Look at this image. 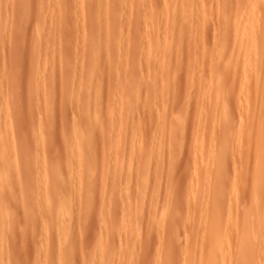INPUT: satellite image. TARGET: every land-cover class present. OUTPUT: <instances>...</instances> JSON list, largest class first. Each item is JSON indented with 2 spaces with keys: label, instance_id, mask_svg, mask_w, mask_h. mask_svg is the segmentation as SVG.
<instances>
[{
  "label": "rangeland",
  "instance_id": "obj_1",
  "mask_svg": "<svg viewBox=\"0 0 264 264\" xmlns=\"http://www.w3.org/2000/svg\"><path fill=\"white\" fill-rule=\"evenodd\" d=\"M263 131L264 0H0V264L235 261Z\"/></svg>",
  "mask_w": 264,
  "mask_h": 264
},
{
  "label": "bare ground",
  "instance_id": "obj_2",
  "mask_svg": "<svg viewBox=\"0 0 264 264\" xmlns=\"http://www.w3.org/2000/svg\"><path fill=\"white\" fill-rule=\"evenodd\" d=\"M18 1V0H17ZM35 2V1H34ZM255 3V2H254ZM62 4V3H61ZM256 4V3H255ZM26 10V9H25ZM254 10V9H253ZM257 10V9H256ZM255 10V11H256ZM27 11V10H26ZM252 11V10H251ZM28 13H29V11H28ZM58 13V12H57ZM242 13V12H241ZM25 14V13H24ZM242 15V14H241ZM18 16H19V14H18ZM22 16V15H21ZM256 16V15H255ZM261 17V16H260ZM258 18H259V16H258ZM17 19H19V18H17ZM32 19V18H31ZM248 19V18H247ZM254 19V18H253ZM35 20V19H34ZM257 20V19H256ZM258 21V20H257ZM30 22H31V20H30ZM33 22V21H32ZM55 22V21H54ZM184 22V21H183ZM233 22V21H232ZM236 22V21H235ZM243 22V21H242ZM252 22H253V20H252ZM24 23V22H23ZM31 24V23H30ZM231 24V23H230ZM257 24V23H256ZM254 25L255 27L257 26V25ZM245 25V24H244ZM243 25V26H244ZM239 26V25H238ZM20 27V26H19ZM255 27H253V28H255ZM70 28V27H69ZM182 28V27H181ZM227 28V27H226ZM238 28V27H237ZM244 29V28H243ZM71 30V29H70ZM185 30V29H184ZM245 30H247V29H245ZM258 30V29H257ZM243 31V30H242ZM254 31V30H253ZM24 32V31H23ZM246 32V31H245ZM58 33V32H57ZM243 33V32H242ZM249 33H251V32H249ZM253 34H254V32H252ZM257 33V32H256ZM233 34V33H232ZM244 34V33H243ZM259 34V33H258ZM257 34V35H258ZM246 36V35H245ZM249 37H251V36H253L254 37V39H255V35H248ZM254 39H253V41H254ZM250 40H252V37H251V39ZM246 41H247V39H246ZM37 42V41H36ZM32 43V42H31ZM35 43V42H34ZM62 43V42H61ZM240 44H241V42H240ZM249 44V43H248ZM239 48H240V46H239ZM247 48H248V46H247ZM35 50V49H34ZM39 50V49H38ZM37 50V51H38ZM36 51V52H37ZM240 51V50H239ZM254 51V50H253ZM34 55V54H33ZM239 55V54H238ZM262 56V55H261ZM246 57V56H245ZM253 57V56H252ZM251 58V57H250ZM249 58V59H250ZM61 59V58H60ZM245 59V58H244ZM244 59H243V62H244ZM254 59V58H253ZM252 59V60H253ZM250 61V60H249ZM240 62V61H239ZM254 63V62H253ZM259 63V62H258ZM247 64H248V62H247ZM61 65V64H60ZM250 65H251V63H250ZM254 66V65H253ZM257 66V65H256ZM250 69V68H249ZM253 70V72H254V68L252 69ZM251 70V71H252ZM247 72V71H246ZM231 73V72H230ZM250 73V72H249ZM228 74V73H227ZM247 74H248V72H247ZM246 74V75H247ZM251 74V73H250ZM230 75V74H229ZM249 75V74H248ZM254 75V74H253ZM256 75V74H255ZM254 75V76H255ZM33 76V75H32ZM238 76V75H237ZM250 77V76H249ZM234 78V77H233ZM237 79V78H236ZM246 79V78H245ZM232 80V79H231ZM254 80V79H253ZM224 81V80H223ZM233 81V80H232ZM224 83V82H223ZM236 83V82H235ZM222 84V83H221ZM257 84V83H256ZM260 84V83H259ZM47 85V84H46ZM52 85V84H51ZM236 85V84H235ZM254 85V84H253ZM50 86V85H49ZM60 86V85H59ZM233 86V85H232ZM156 89V88H155ZM241 89V88H240ZM256 89H258V87L256 88ZM17 91V90H16ZM220 91V90H219ZM242 91V90H241ZM59 92V91H58ZM222 92V91H221ZM256 92V91H255ZM84 93V92H83ZM219 94V93H218ZM221 94V93H220ZM72 95V94H71ZM222 95V94H221ZM262 95V94H261ZM50 96H51V94H50ZM49 96V97H50ZM259 96V95H258ZM219 97V96H218ZM238 97V96H237ZM256 97V96H255ZM80 98V97H79ZM85 98V97H84ZM221 98V97H220ZM50 99V98H49ZM223 99V98H222ZM235 99V98H234ZM8 100V99H7ZM82 100V99H81ZM80 100V101H81ZM219 100V99H218ZM221 101V100H220ZM250 101V100H249ZM155 102V101H154ZM84 103V102H83ZM228 104H229V102H228ZM245 104V103H244ZM258 104V103H257ZM47 105V104H46ZM50 105V104H49ZM228 107V106H227ZM227 107L225 106L224 107V109H227ZM224 112L226 111V110H223ZM228 112V111H227ZM158 113V112H157ZM251 113V112H250ZM215 114V113H214ZM216 118V117H215ZM129 122V121H128ZM204 122V121H203ZM59 125V124H58ZM214 125H216V123L214 124ZM229 125V124H228ZM112 126V125H111ZM129 126V125H128ZM199 127V126H198ZM205 127V126H204ZM251 127V126H250ZM124 128V127H123ZM127 128V127H126ZM213 128H211V130H212ZM213 131V130H212ZM124 132V131H123ZM214 132V131H213ZM257 132V131H256ZM264 132V131H263ZM263 132H261V135H260V139H259V141H257L255 144V173L253 172V179H254V182H252V185H251V189H252V191H253V194H251V196H253L254 198H252V200H253V204H252V209H250L251 211L250 212H248V210H247V212L245 213L244 212V217L242 216H238V219L239 218H242L243 219V224L241 225L243 228H242V230H241V228H240V225H239V228H240V233L239 234H242V236H239L238 237V234H237V236H235V237H237L236 239H237V241H236V246L235 247H237L236 249L234 248V251L235 252H233V254L234 253H237V256L238 257H240V254H242L241 256H244V258L243 257H240L241 259H246V261H243L244 263L243 264H247V263H249V256L250 255H254L255 254V252H258V251H261V250H263V248L261 249V247L259 248V247H257V245H256V243H255V240H254V243H253V237H255V236H257V235H255V233L257 234V233H259V230H262V229H258V231H256L257 230V228L260 226V224L261 223H263L264 222V208H262L263 206L261 205V208H260V204H263L264 205V199H263V201L260 199V195H263L264 196V193L263 194H260L263 190H264V186H263V180L261 179V177L263 176V178H264V172H263V169H262V171L261 172H263L262 173V175H261V177H260V166H263L264 167V133ZM3 133H6V132H3ZM2 133V134H3ZM129 135V134H128ZM251 136V135H250ZM259 136V135H258ZM1 137V136H0ZM1 139V138H0ZM84 140V139H83ZM252 141V140H251ZM249 144H250V142H249ZM202 147V146H201ZM3 148H5L6 150H7V147H3ZM213 148V147H212ZM216 148V147H215ZM224 148V147H223ZM198 149V148H197ZM217 149V148H216ZM2 150V149H1ZM211 150V149H210ZM215 150V149H214ZM4 151V150H3ZM7 151H9V150H7ZM6 151V152H7ZM210 152V151H209ZM224 153V152H223ZM4 154H5V152H4ZM6 154H8V152L6 153ZM226 154V153H225ZM2 156V155H1ZM8 157V156H7ZM3 158V157H2ZM219 158H220V156L219 157H217V160H215V161H217V162H214V164L215 165H213V166H215V169L218 167V169L220 170L221 169V160L220 161H218L219 160ZM221 159V158H220ZM241 159V158H240ZM249 159V158H248ZM200 161V160H199ZM242 161H243V159H242ZM244 161H245V159H244ZM201 162H202V160H201ZM213 162V161H212ZM249 162V161H248ZM252 162V161H251ZM209 164H210V162H209ZM216 164H217V166H216ZM245 164V163H244ZM197 165V164H196ZM201 165V164H200ZM206 165V164H205ZM211 165V164H210ZM249 166V165H248ZM196 167H198V165L196 166ZM202 167V166H201ZM200 167V168H201ZM225 167V166H224ZM199 168V167H198ZM217 169V170H218ZM200 170V169H199ZM212 170H213V168H212ZM218 170V171H219ZM225 170V169H224ZM224 170H222V171H224ZM198 171V170H197ZM209 172H210V170H208ZM217 171V173L219 174L220 172H218ZM250 171V170H249ZM200 172H202V171H200ZM129 173V172H128ZM203 173V172H202ZM216 173V172H215ZM216 173V176H215V179H213L214 181H216V180H218V182L216 181V183H214L213 182V184L215 185V184H219L220 182H219V179H221V178H219L218 179V177H217V174ZM224 173H225V171H224ZM224 173L222 174V172H221V174L222 175H224ZM227 174V173H226ZM225 174V175H226ZM243 174V173H242ZM244 175H246V174H244ZM252 175V174H251ZM192 176H193V174H192ZM217 177V178H216ZM222 177H224V176H222ZM245 177V176H244ZM247 177V176H246ZM225 178V177H224ZM224 178H222V179H224ZM208 180V179H207ZM250 180V179H249ZM220 181H222V180H220ZM223 181H225V179L223 180ZM222 181V182H223ZM252 181V180H251ZM206 182H209V181H206ZM221 182V183H222ZM250 182V181H249ZM263 182V183H262ZM225 183V182H224ZM254 183V184H253ZM212 185V184H211ZM210 185V186H211ZM116 186V185H115ZM225 186V185H224ZM223 186V187H224ZM248 186V185H247ZM252 186H254V188L252 187ZM203 187V186H202ZM236 187V186H235ZM261 187L263 188V190L261 189ZM218 188V187H217ZM216 188V189H217ZM128 189V188H127ZM219 190H217V192L218 193H215L213 196H211V197H213V198H211V202H212V200H213V205H215L217 202H218V199L220 198L217 194H220V193H222L221 191H220V187L218 188ZM222 189V188H221ZM200 190H201V187H200ZM261 190V191H260ZM114 191V190H113ZM251 191V192H252ZM264 192V191H263ZM202 193V192H201ZM200 195V194H199ZM14 196V195H13ZM198 196V195H197ZM116 197V196H115ZM209 197V196H208ZM247 197V196H246ZM250 197V196H249ZM205 198V197H204ZM235 198V197H234ZM262 198H264V197H262ZM128 199V198H127ZM207 199V198H206ZM206 199H205V201H206ZM130 200V199H129ZM208 200H209V198H208ZM250 200V199H249ZM260 200V201H259ZM263 202V203H260V202ZM235 203V202H234ZM200 205V204H199ZM210 205V204H209ZM217 205V204H216ZM235 205V204H234ZM3 206V205H2ZM128 206H130V205H128ZM222 206V205H221ZM232 206V205H231ZM4 207V206H3ZM2 207V210L3 209H5V207L3 208ZM152 207V206H151ZM131 208V207H130ZM213 208V207H212ZM203 209H205V208H203ZM1 210V211H2ZM213 210V209H212ZM0 211V212H1ZM5 210H3V212H2V214H3V216H5L4 215V213L5 212H8V210L7 211H5ZM204 211V210H203ZM209 211V210H208ZM240 211V210H239ZM242 211H244V210H242ZM213 212V211H212ZM215 212H217V210L215 211ZM229 212V211H228ZM206 213V212H205ZM224 213V212H223ZM1 214V213H0ZM210 214V213H209ZM218 214V213H217ZM203 215V214H202ZM214 215V213L212 214V216ZM229 216H230V214H228ZM233 215V214H232ZM253 215V216H252ZM223 216V215H222ZM229 216H227V218L226 219H228V217ZM206 217V216H205ZM5 218V217H4ZM129 218V217H128ZM197 218V217H196ZM203 218V217H202ZM208 218V217H207ZM225 218H224V220H225ZM235 218H237V216H235ZM158 219V218H157ZM204 219V218H203ZM209 219H211L210 220V222H209V225H208V228H207V226L205 227V228H207V230H208V233H209V235L208 236H210V240L208 241V244H205V242L203 243V245L202 246H208L207 247V253H206V251L203 249L202 250V252H204V254L205 255H207L206 257H207V259H205L206 260V263H205V261L203 260V257L202 258H200V259H202V261H200V263L201 262H203L204 261V263L205 264H240L241 263V259L240 258H238L237 259V256H236V259H234L235 261H233V258H232V254L230 255V252L229 251H231L232 250V246L235 244H233L232 245V241H230L232 238L230 237V235L229 234H227L228 233V228H229V225H227V222L225 223V225H223L224 223H222V222H224L223 221V219H221V218H219L218 216H216V214H215V216L214 217H210ZM222 221H221V220ZM233 219V218H232ZM231 219V220H232ZM150 220V219H149ZM233 221H235V219L233 220ZM232 221V222H233ZM238 221H241L240 219L238 220ZM62 222V221H61ZM131 222V221H130ZM138 222V221H137ZM232 222H230V223H232ZM237 221H235V223H236ZM132 223V222H131ZM207 223V222H206ZM234 223V222H233ZM241 223V222H240ZM239 222H238V224H240ZM130 223L128 222V225H129ZM136 224V223H135ZM135 224H133V225H135ZM138 224V223H137ZM66 225V224H65ZM64 225V226H65ZM207 225V224H206ZM227 225V226H226ZM261 225H264V224H261ZM132 226V225H131ZM203 226H204V224H203ZM230 226H231V229L233 228V226H232V224H230ZM237 226V225H236ZM235 227V226H234ZM260 227H262V226H260ZM264 227V226H263ZM131 228V227H130ZM204 228V229H205ZM9 229V228H8ZM7 229V230H8ZM133 229H134V226H133ZM230 229V228H229ZM230 229V230H231ZM238 229V228H237ZM236 229V230H237ZM0 230H1V228H0ZM3 230V229H2ZM6 230V231H7ZM135 232H136V230H137V227L135 226ZM167 230V229H166ZM227 230V231H226ZM232 230H234V229H232ZM5 231V232H6ZM138 231V230H137ZM226 231V232H225ZM243 231V232H242ZM226 233L227 235H229L228 236V242H229V244L231 243V245H229V244H227L226 242H227V239L225 238L227 235H225L224 234V236H223V238H225V239H223V241H224V243L222 242V240H216L217 239V235H219L220 236V234H222L223 235V233ZM235 232L236 231H234V234H235ZM238 232H239V230H238ZM1 233V232H0ZM138 233V232H137ZM204 233V232H203ZM206 233V232H205ZM233 232H231L230 231V234H231V236L233 237V234H232ZM243 233H245V235L243 234ZM135 234V233H134ZM166 234V233H165ZM132 235H133V233H132ZM254 235V236H253ZM200 236V235H199ZM214 236H216V237H214ZM202 237V236H201ZM235 237H234V241H235ZM203 238V237H202ZM202 238L200 239V244H201V240H202ZM211 238H213V240H211ZM216 238V239H215ZM229 238H231V239H229ZM133 239V238H132ZM205 239H206V236H205ZM208 239V238H207ZM214 239H215V241H214ZM197 240H199V238L197 239ZM203 240H204V238H203ZM226 240V241H225ZM233 240V239H232ZM220 242H222V243H220ZM195 244V243H194ZM254 245H256V246H254ZM166 247V246H165ZM201 247V246H200ZM64 249V248H63ZM197 249V248H196ZM205 249H206V247H205ZM131 251V250H130ZM197 252H198V249L196 250ZM195 251V252H196ZM240 254H239V253ZM199 254V252L196 254V255H198ZM201 254V253H200ZM204 254H201V255H199V256H204ZM191 256H192V254H190ZM196 255H195V257L194 258H196V259H199V256L198 257H196ZM236 255V254H235ZM246 255V256H245ZM248 255V256H247ZM164 257V256H163ZM254 257H256L255 255H254ZM193 258V257H192ZM234 258H235V256H234ZM248 258V259H247ZM146 259V258H145ZM226 259H228L227 261H226ZM252 259H254V258H252L251 257V260ZM140 260V259H139ZM237 260L239 261V262H237ZM250 260V264H252V262H253V264H255L254 263V260H252L251 261ZM197 261V260H196ZM196 261H195V263L194 264H200V263H196ZM248 261V262H247ZM203 264V263H202Z\"/></svg>",
  "mask_w": 264,
  "mask_h": 264
}]
</instances>
